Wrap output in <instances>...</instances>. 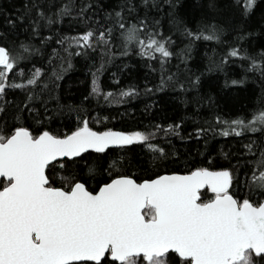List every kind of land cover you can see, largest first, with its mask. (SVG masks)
Returning <instances> with one entry per match:
<instances>
[{"label": "snow or ice", "instance_id": "snow-or-ice-1", "mask_svg": "<svg viewBox=\"0 0 264 264\" xmlns=\"http://www.w3.org/2000/svg\"><path fill=\"white\" fill-rule=\"evenodd\" d=\"M234 2L241 5L242 17L248 18L256 0ZM166 3L170 8L175 7L173 0ZM140 5L145 9L160 7L155 0H140L139 4L136 0H124L119 10L113 9L107 14V18L113 19L123 30L115 39L111 25L107 28L101 25L99 29L89 27L76 35L56 30L55 42L69 57L68 68L72 67L71 57H87L89 50L99 49L101 63L92 71L89 95L103 94L105 99L113 95L112 92L102 93L97 75L114 55H127L136 49V55L158 59L162 70L174 55L169 48L171 37L163 36L156 27L150 26L146 15L137 14L136 22L127 21L126 25V14L137 12ZM198 6L213 12L227 7L221 5L220 0H204V4ZM74 7L73 0L59 4L53 0L46 11L39 0H32L24 10L29 16L35 11L36 17L31 19L32 33L42 35L41 28L53 32L52 26L62 22L63 17L73 15ZM89 8L91 4H85L75 15L83 20L92 19L86 14ZM19 19L23 21L25 15H20ZM41 20L45 22L43 25ZM8 23L14 21L8 20ZM170 23L188 38L181 55L191 51L194 40L223 42L221 37L226 30L236 33V41H244L251 35L243 22L235 24L225 20L226 29L215 20L207 22L206 16H202L196 30L175 16ZM154 24L158 26L159 21ZM260 25L264 27V17ZM53 38L49 35L41 43ZM114 45L123 51L113 53ZM37 51L39 49L26 43L16 48L0 43V114H3L0 116V264H264V88L257 106L247 115L224 117L216 113L208 129H196L198 136L207 130L223 137L234 134L244 138L246 133H259V143L248 136L241 152L242 156L245 153L255 156L254 150L258 148L259 156L253 161H237L251 165L245 169L246 191L244 187L239 194L233 191L234 182H240L231 168L198 166L186 172L164 171L138 181L133 175L114 173L113 169L124 160L122 155L107 162V167L99 156L91 163L86 157L89 150L101 154L110 146L127 152L128 146L134 143H143L153 153L165 157L163 148L148 142L151 132L112 128L97 131L90 126L89 116L71 105L69 112H77L75 126L66 128L62 134L37 119L40 114L32 116L31 126L26 123L25 113H34L37 101L48 113V98L41 95L48 89V83L43 82V88L36 90L44 69L34 66L24 79L25 69L20 66L21 61ZM56 55L57 49L53 48L49 61ZM221 55L220 63L210 57V65L222 69L230 59H240L247 61L246 71H258L264 80V48L249 52L234 43ZM64 63L61 57L60 72L53 69L56 81L66 71ZM17 77L21 82H17ZM172 79L171 75L167 80L162 77L161 86L166 87L167 81ZM199 79L197 76L191 83L195 86ZM230 83L243 84L244 80ZM177 86L184 87L179 82ZM17 89L24 93L18 102L6 99L9 90ZM135 93V88H127L118 95L125 97ZM167 127L174 131L180 125ZM81 161L89 178L94 179L97 172H107V181L100 183L97 190H90L79 177ZM57 166L76 174L64 176L62 171L58 172L62 183L56 186L48 173Z\"/></svg>", "mask_w": 264, "mask_h": 264}, {"label": "trees", "instance_id": "trees-1", "mask_svg": "<svg viewBox=\"0 0 264 264\" xmlns=\"http://www.w3.org/2000/svg\"><path fill=\"white\" fill-rule=\"evenodd\" d=\"M45 6L53 3V0H39ZM56 4L63 0H54ZM140 0H136L139 4ZM160 7H150L145 9L140 5L137 12L125 16V23L132 21L134 17L147 16V23L156 27L163 36L171 37L170 50L174 55L167 60L163 70L158 59H148L135 54L136 49L127 55H114L110 63L97 75V80L102 93L112 92L113 95L105 99L103 94L89 95L91 89L92 71L100 66V52L89 50V55L71 57L72 67H67L69 57L61 49V45L55 42L58 38L56 30L61 34L76 35L91 27L99 29L101 25L105 28H114V39L123 30L114 24V20L107 18V14L113 9L119 10L118 6L124 0H73L75 5L71 16H65L62 22L53 25V32L47 28H41L42 35H33L31 19L36 17L33 10L31 15L25 14L24 6L31 4L32 0H0V43L16 48L20 43L29 44L36 49L29 59L21 61V67L25 69L24 79L28 78V71L35 67L44 69L42 82L37 86V91L43 88V82L48 83V89L41 95L48 98V113L44 112V106L40 101L34 105V113H25L28 116L26 123L32 125V116L37 115V119L46 124L52 131L62 134L66 128L74 127L77 112H69L68 106L76 108L81 114L89 116L90 126L97 131L105 128H112L118 131H146L152 133L149 143L158 145L165 150V157L161 158L159 153H153L143 143H134L128 146L127 152H119L113 148L105 150V153L97 154L89 152L86 157L91 163L97 156L102 158L104 167L107 162L115 160L118 156H123L124 160L113 169L121 174L133 175L135 179L142 180L152 178L154 174L164 171L186 172L194 167H209L212 169L231 168L233 175L239 180L235 184L233 191L239 194L240 188L245 185V169L251 165L238 163L237 161H253L259 156V149H255V156L241 155L244 151L243 145L248 142L247 137L253 136L259 143V133H246L244 138L230 134L223 137L212 130H207L201 135H197L196 129L209 128V122L214 123L212 117L218 113L224 117H235L239 114L247 115L257 106V101L261 97L264 80L260 72L246 71L244 65L247 61L232 58L223 64L222 69L211 66V57L220 63L223 53L229 45L241 44L242 48L249 52H259L264 48V27L260 25V20L264 17V0H256L255 6L248 18L241 15V5H237L234 0H220L221 7L218 11H209L203 5L204 0H173L174 8H170L166 0H155ZM91 4L87 9V16L92 19L83 20L75 15L85 4ZM24 14L25 19L21 21L19 16ZM184 21L193 30L197 29V24L202 16L207 17V22L215 20L217 24L223 25L227 29L225 20L238 24L243 22L245 30L251 33L244 41H236V33L226 30L221 40L207 41L203 39L194 40L191 51H185L181 55V50L188 44L185 37L177 26L170 23L172 17ZM8 20L14 21L9 24ZM159 21L155 25L154 21ZM45 22L40 21L43 25ZM182 27V25H181ZM53 35V40L41 41ZM119 41H116L118 44ZM57 49V55L52 61V49ZM113 53H121L123 49L113 46ZM158 57V53H154ZM61 57L64 58V68L61 79L56 81L52 75L53 69L60 72ZM209 67L212 70L209 71ZM173 79L167 81V86L162 87L161 78L167 80L168 76ZM199 77V82L194 86L191 81ZM244 80L243 84L232 85V80ZM55 81V83H53ZM17 82H21L17 77ZM177 82L183 83V89L177 86ZM228 82V83H226ZM59 85L56 87L55 85ZM31 88V86H29ZM127 88H135L136 93L125 97H120L118 93ZM159 89V90H157ZM51 92V97L49 98ZM19 89L9 90L6 99L18 102L23 96ZM87 97V99H85ZM112 100H119L113 103ZM63 105V108L59 106ZM12 109H9L11 116ZM50 114V116H49ZM3 114H0L2 116ZM107 117L108 119H105ZM179 124L180 127L173 130L168 129V125ZM159 125V128L156 126ZM219 127V126H217ZM178 133V134H177ZM175 154V155H174ZM155 156V160H154ZM62 171L64 176L75 175L73 171H63L57 166L56 169L49 170V176L56 186H60L62 181L58 172ZM95 178H89V173L81 161L79 177L86 181L90 190H97L100 183L106 182L107 172H97ZM255 199V196L253 197Z\"/></svg>", "mask_w": 264, "mask_h": 264}, {"label": "water", "instance_id": "water-1", "mask_svg": "<svg viewBox=\"0 0 264 264\" xmlns=\"http://www.w3.org/2000/svg\"><path fill=\"white\" fill-rule=\"evenodd\" d=\"M110 148H112V147L110 146ZM90 151H92V150H89V152H90Z\"/></svg>", "mask_w": 264, "mask_h": 264}]
</instances>
